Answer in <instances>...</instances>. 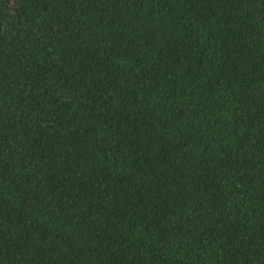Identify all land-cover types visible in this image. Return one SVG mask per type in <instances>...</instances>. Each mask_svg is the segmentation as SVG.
<instances>
[{
	"label": "trees",
	"instance_id": "obj_1",
	"mask_svg": "<svg viewBox=\"0 0 264 264\" xmlns=\"http://www.w3.org/2000/svg\"><path fill=\"white\" fill-rule=\"evenodd\" d=\"M0 264H264V0H0Z\"/></svg>",
	"mask_w": 264,
	"mask_h": 264
}]
</instances>
